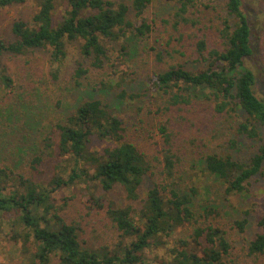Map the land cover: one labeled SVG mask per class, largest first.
Here are the masks:
<instances>
[{
  "label": "trees",
  "instance_id": "trees-1",
  "mask_svg": "<svg viewBox=\"0 0 264 264\" xmlns=\"http://www.w3.org/2000/svg\"><path fill=\"white\" fill-rule=\"evenodd\" d=\"M25 1L0 0V9ZM35 1L38 11L31 21L13 24L14 41L0 40V60L6 53L19 56L47 49L50 63L56 68L51 77L57 80L68 57L67 41L79 40L81 55L90 64H78L74 73L77 86L90 72L105 67L109 54L104 41L119 42L130 33L147 45L154 31V22L145 16L153 0H130V4L114 0H65V15L57 24L56 0ZM176 3L175 11L162 23L170 36L168 43L183 27L198 25L191 13L200 0ZM225 8L232 19H223L211 47L206 39L195 45L197 70L170 64L149 81L151 89L159 95L157 112L163 116L156 126L163 142L160 155L151 153L148 143L121 116L112 113L103 100L88 99L56 122L41 140L40 151L30 158L27 170L21 167L22 163H10V154L0 160V233H5L13 243L11 251L19 264H50L53 257H58L60 264H144L145 252L164 248L168 244L164 238L173 234L176 244L167 247V259H161V264H245L247 255L264 256V218L257 221L259 231L247 247H239L231 232L245 233L249 220L246 217L235 220L230 229L212 223L209 219L216 214V208L197 205L198 188L185 191L176 182L181 163L187 157L197 156L196 153L203 160V170L221 181L229 195L243 193L253 178L264 173V138L260 134V129L264 131V100L256 95V76L245 64L254 53L250 19L243 0H226ZM124 44L122 49L127 51ZM161 55L157 54L158 62H163ZM33 73L26 72L27 79L31 80ZM14 83L15 77L0 69V91H5V96L12 95ZM124 93L120 96L126 97ZM209 114L213 119L221 117L224 124L209 133L211 139L199 151L188 148L184 138L186 127H196L200 118L209 121ZM238 119L239 135L250 140L263 139L257 153L245 162L215 152L210 146L216 133ZM197 131L203 134L206 129ZM94 138L106 146L92 149ZM236 144L230 140L231 147ZM48 155L62 161L45 184L38 178L44 175ZM147 179H153V186L141 202V189ZM89 182L92 184L89 210L103 211L104 219L118 235L112 249L83 247L82 227L62 217L66 205L55 204L57 192L80 183L90 185ZM117 188L123 191L125 201H140L142 206L123 205L96 194L99 190L108 194Z\"/></svg>",
  "mask_w": 264,
  "mask_h": 264
},
{
  "label": "rangeland",
  "instance_id": "rangeland-1",
  "mask_svg": "<svg viewBox=\"0 0 264 264\" xmlns=\"http://www.w3.org/2000/svg\"><path fill=\"white\" fill-rule=\"evenodd\" d=\"M114 1L130 4V0ZM177 1H152L145 14L146 18L154 22V31L147 40V45L132 38L130 33L119 42L104 41L109 60L103 69L90 72L81 81V86L75 83V70L79 63L88 66L90 61L82 57L79 40L67 41L68 57L60 68L57 80L51 77V72L56 68L50 63V52L47 49H39L19 56L4 54L0 60V69L14 76L15 83L14 89H11L13 96H5L6 92L0 91L2 116L0 117V160L6 159L10 154V163H22L21 167L27 170L26 165H29L30 158L40 151L41 140L49 135L56 122L68 117L78 105L88 99L103 100L112 113L121 116L136 130L142 140L148 143L151 153L160 155L163 142L156 126L163 120V116L157 112L160 98L158 93L151 89L149 81L154 78L155 73L170 64L179 63L187 69L197 70L199 62L195 52L196 43L206 39L211 47L218 38L223 19H232L225 8L226 0H200L198 7L191 13V16L198 21V25L183 27L172 38L170 44L168 43L170 36L165 32L162 23L175 11ZM243 1L250 19L254 46V53L246 59L245 64L256 76V95L264 100V0ZM65 10V0H56L55 24L63 19ZM37 11L38 5L35 0H26L23 4L0 9V40L14 41L13 24L20 20L31 21ZM131 19L134 22L137 20L133 16ZM124 42L127 51L122 49ZM174 50L183 52L178 54L174 53ZM159 53L162 54L163 62L157 60ZM169 53H172L171 57L167 56ZM32 71L34 73L29 80L25 73ZM123 93L126 97L120 96ZM8 109L13 113L6 111ZM7 114L12 116V121ZM240 121L238 119L236 122L228 123L230 127L221 133H216L215 139L210 141V146L215 152L222 155L230 154L234 159L245 162L257 153L263 144V139L250 140L244 135H239L236 128ZM222 123L221 117L217 116L213 119L212 114H209V121L202 118L196 120V127H186V136H182L189 143L185 145L194 148V151H199V147L211 139L209 133ZM198 128H205L206 132L202 134L197 131ZM260 130L261 137L264 138V131ZM230 140L237 142L235 147H231ZM92 141L90 144L92 149L101 150L106 146V143L98 138ZM196 154L197 156L187 157L181 163L176 179L178 187L189 191L196 186L199 191L195 198L196 204L216 208V214L209 221L225 229H230L235 220L246 217L249 223L245 233L239 234L234 230L231 232L236 245L246 248L248 242L259 231L257 221L264 218V173L253 178L243 193L229 195L221 181L203 170V160L198 153ZM46 157L49 160L44 166V175L38 180L48 184L53 176L54 167L61 164L62 159L49 155ZM152 181L153 179L145 181L141 189V202L146 192L153 186ZM87 184L90 185L80 183L57 192L54 195L55 204L66 205L61 213L62 217L67 222H76L82 227L80 241L83 247L112 249L118 242V235L104 219L103 211L89 210L92 184L91 182ZM96 194L117 203L121 202L123 205L132 203L125 201L120 188L108 194L99 190ZM141 202H134L132 205L140 208ZM246 212L248 215H245ZM164 240L168 243L164 248L148 249L145 252L144 264H161V259H167V247L176 244V235L173 234ZM12 245L5 233H0V264H19L18 257L12 254ZM238 250L247 254L241 248ZM50 264H60L59 258L53 257ZM245 264H264V256L247 255Z\"/></svg>",
  "mask_w": 264,
  "mask_h": 264
}]
</instances>
